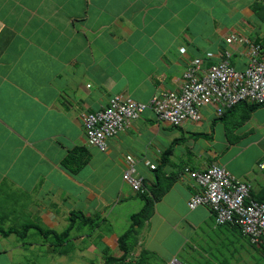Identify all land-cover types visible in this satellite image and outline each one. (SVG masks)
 <instances>
[{"label": "crops", "instance_id": "0c3cea01", "mask_svg": "<svg viewBox=\"0 0 264 264\" xmlns=\"http://www.w3.org/2000/svg\"><path fill=\"white\" fill-rule=\"evenodd\" d=\"M229 36L236 39L227 44ZM254 44L264 54V1L0 0V228L38 237L10 246L11 237L0 233V264H36L27 251L37 259L46 253L42 264H101L106 253L120 256L122 232L114 230L119 222L127 230L143 205L123 180L127 157L147 185L155 180L147 163L172 180L136 229L138 244L129 257L152 252L157 238L173 236L185 246L196 231L210 230L221 231L235 250L230 259L239 261L241 251L256 254L229 231L237 229L214 225L207 208L188 207L198 191L188 171L222 166L251 185L253 199L264 197V106L250 113L237 106L221 118L203 106L197 121L180 126L147 109L109 139L104 152L88 144L82 125V114L101 111L114 95L145 103L159 92L179 91L196 58L206 71L227 50L229 65L243 70ZM13 202L20 205L12 209ZM70 226L62 248L38 231ZM104 227L112 231L89 241L84 230ZM160 246L166 249L160 258H174L173 249Z\"/></svg>", "mask_w": 264, "mask_h": 264}, {"label": "built area", "instance_id": "2783aa9c", "mask_svg": "<svg viewBox=\"0 0 264 264\" xmlns=\"http://www.w3.org/2000/svg\"><path fill=\"white\" fill-rule=\"evenodd\" d=\"M235 39V36H229L226 43ZM261 49L258 44L250 46V59L243 70L229 66L230 53L227 50L222 54L223 59L211 64L206 71L201 69V60L196 58L184 71L179 91L159 92L145 103L114 95L103 110L82 114L88 144L100 151L106 150L107 141L147 109L157 119L180 126L186 121H197L203 106L211 105L215 116L221 117L226 110L241 102L264 104V54ZM184 51L180 48V53ZM127 163L123 180L134 192L142 190V178L135 173L134 160L127 157ZM147 165L150 169L155 168V165ZM259 167H264V161ZM188 176L198 190L189 198L190 209L204 206L213 214L216 226L238 225L252 243L264 245V201L251 197L249 183L236 179L218 165L188 171Z\"/></svg>", "mask_w": 264, "mask_h": 264}, {"label": "trees", "instance_id": "16d2710c", "mask_svg": "<svg viewBox=\"0 0 264 264\" xmlns=\"http://www.w3.org/2000/svg\"><path fill=\"white\" fill-rule=\"evenodd\" d=\"M241 105L248 106L249 113L254 111L255 109L261 107V106H264V104L241 102L238 105L231 107L230 109L237 107V106H241ZM230 109H228V110H230ZM228 110H226L225 113ZM224 114H223V116H224ZM84 132H85V130H84ZM94 148H96V147H94ZM96 149L99 150L98 148H96ZM104 151H100V152H104ZM150 170H153V172L155 174L154 175V179H155L154 182H152L150 185H147L146 180L140 176L142 178L143 187H142V190L135 192L137 194V197L143 201V205L137 213H134L130 216L129 227L127 228V230H125L117 238V250L121 253V255L115 257L113 255L106 253L105 258L101 264H150V261H148L150 259L149 253H152V252H148L145 249H141L138 252L137 256L129 257V255L132 254L133 251L136 249L137 244H138L139 230H136V229L141 228L143 226V224L149 220V218L152 216V214L154 212L155 203L161 199V197L168 191V189L170 188V186L172 184V180L166 178L164 176V174L162 173V171H160V169H156V166L154 169H150ZM255 200L264 201V197H258ZM200 207H204V206H200ZM223 226H230L231 228L237 229V230H229V231L236 234V236L239 235L240 238L245 239L249 245L253 246L256 249V254L259 255V257L257 258L255 264L260 263L261 260L264 261V245H258V244L252 243L250 241V238L248 236H245L242 233V230L238 225L227 224V225H223ZM27 228H29V227H27ZM38 231L40 233L39 235L41 237H43V239L46 242H50V244L52 246H54L55 248H58V247L62 248L65 246V243L69 239V237L71 236V232L73 230H72V226H70L66 230L62 231L61 233H57V232H54L52 230H45L42 228L38 229ZM14 232L16 234H18V232L15 230H12V229L3 230L2 228H0V233H2L3 236H8L9 234L14 233ZM20 236L23 237V234H21ZM233 244H234V241H232L230 245L233 247L234 246ZM228 248H229V246L227 247V249ZM232 251H230L229 249L227 250L228 254H230V255L235 253V250H232ZM152 254H154V253H152ZM228 258H230V256H228L227 258H224L221 261L222 264H224V263L228 264ZM91 264H97V263H91Z\"/></svg>", "mask_w": 264, "mask_h": 264}, {"label": "rangeland", "instance_id": "374dc122", "mask_svg": "<svg viewBox=\"0 0 264 264\" xmlns=\"http://www.w3.org/2000/svg\"><path fill=\"white\" fill-rule=\"evenodd\" d=\"M1 192V189H0ZM137 206L138 204L141 203V201L139 199H137ZM17 205H20L18 203L13 202L11 208L14 209L15 207H17ZM130 206V205H129ZM137 206L135 205V209H137ZM10 207V205H9ZM123 207H118L117 208V212H119V216L123 217L124 212H123ZM128 209V208H127ZM13 214V213H12ZM120 230H114L118 232H124L125 230H123L124 228V224L123 222H119V225L117 226ZM117 228V229H118ZM204 229L206 228V230H209L210 228L208 227H203ZM104 230H84L87 234H90V238L89 241H98L99 237H101L100 233L101 232H108V231H112V230H106V227L103 228ZM18 232V234L11 233L8 235L9 238L8 240H10L9 242L11 243L10 246H15L14 244L20 243V242H24V243H31L33 241L36 240V237L33 231L30 230H15ZM196 234H192L190 235L189 238H187L186 241V245L184 246V241L179 245L178 241L176 239V237L170 236L169 239H166L168 236H163L161 238H157L155 245L151 244L149 246V250L152 251V253H149V257L150 259L148 261H150V264H168V262L171 259H174L171 264H222V260L224 258H227L228 256H230L227 252V247L229 245V242H227V240L220 238V233L221 231H196ZM202 233V234H201ZM2 234V233H1ZM23 234V237H21L20 235ZM100 234V235H99ZM25 238V239H24ZM40 240L44 241L43 239H41L39 237ZM222 239V240H220ZM39 240V241H40ZM16 242V243H15ZM84 245V244H83ZM88 243H86L87 246ZM160 245H166L167 247H169V249H173L174 250V258H170L167 261L164 260L163 258H160L161 256L164 255V249L163 246ZM222 248V249H221ZM43 251L46 250V247H42L40 248ZM164 249V250H163ZM27 253L29 254V258H31L32 260H34L36 262V264H42V263H46L45 260V255L46 253H44L45 255H43L40 258H36L37 253L35 251L33 252H29L27 251ZM28 254H27V259L28 258ZM251 254V255H250ZM250 254H244L241 251V255L242 257H240L241 259H239V261H236L235 258H228V264H253V261H256L258 256L255 253H250ZM238 255V254H237ZM246 258V261H244ZM254 258V260H253ZM25 259V257L23 258ZM99 262V259L97 260ZM94 262V259L92 260H87V263H92ZM165 262V263H164ZM96 263V262H94ZM225 264V263H224ZM258 264H264V261L261 260L260 263Z\"/></svg>", "mask_w": 264, "mask_h": 264}, {"label": "clouds", "instance_id": "9594fccd", "mask_svg": "<svg viewBox=\"0 0 264 264\" xmlns=\"http://www.w3.org/2000/svg\"><path fill=\"white\" fill-rule=\"evenodd\" d=\"M229 66H230V65H229ZM103 109H104V108H103ZM103 109H102V110H103ZM222 116H223V115H222ZM222 116H221V117H222ZM221 117H218V118H221ZM106 148H107V147H106ZM251 197H252V196H251ZM212 215H213V214H212ZM213 222H214V218H213ZM214 225H215V224H214ZM170 264H171V263H170Z\"/></svg>", "mask_w": 264, "mask_h": 264}]
</instances>
